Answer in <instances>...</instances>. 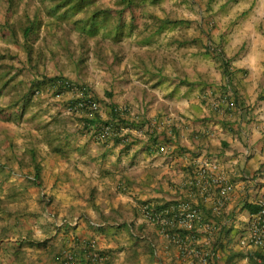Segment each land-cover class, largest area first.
<instances>
[{"label": "crops", "instance_id": "crops-1", "mask_svg": "<svg viewBox=\"0 0 264 264\" xmlns=\"http://www.w3.org/2000/svg\"><path fill=\"white\" fill-rule=\"evenodd\" d=\"M201 10L192 16L159 18L172 21L160 31L158 22L151 30L138 22L121 39L128 40L124 51L108 48L94 54L91 49L90 82L82 76L80 63L67 56L75 72L55 64L40 77L31 72L28 77L21 75L27 64H0V264H54L61 250L80 249L84 239L95 240L106 254L105 264H126L117 257L113 240L105 241L114 229L89 224L93 216H108L103 201L113 203L83 192L89 170L97 176L95 185L108 179L104 174L117 173L126 184L137 181L148 190L129 191L123 198L175 202L189 198L183 183L205 157L216 158L219 172L233 186L220 216L213 214L216 191L206 198H189L216 226V264H248L250 253L264 254L261 248L241 244L264 187L259 131L264 117V0H209ZM58 76L90 89L101 104V120L119 128L143 126L144 135L129 133L132 139L126 147L85 134L79 117L63 111L69 92L55 87L61 95L54 97ZM211 97L224 98L219 109H211ZM110 105L133 125L110 119ZM159 146L166 151L160 152ZM69 158L75 168L67 166ZM136 166L146 169V175L130 182ZM36 171L38 179L27 177ZM66 217H78L77 225H56ZM169 258H176L173 248Z\"/></svg>", "mask_w": 264, "mask_h": 264}, {"label": "built area", "instance_id": "built-area-1", "mask_svg": "<svg viewBox=\"0 0 264 264\" xmlns=\"http://www.w3.org/2000/svg\"><path fill=\"white\" fill-rule=\"evenodd\" d=\"M54 97L59 98L60 89L64 88L69 92V98L64 105L63 111L67 115H76L82 117L84 108L91 112H100L101 104L90 96L82 94L73 82L68 78H60L53 83ZM35 90V93H38ZM219 98V97H218ZM211 97L209 105L211 109L217 110L224 98ZM259 131L262 134V146L264 147V117ZM83 125L82 122L79 123ZM115 124H102L99 130L91 128L85 134L93 136L96 140L102 141L104 138L116 135L119 136V144L125 145L131 141L128 135H144L143 126L134 128H117ZM148 126V125H147ZM158 150L164 152L165 146H159ZM16 176L23 177L24 174L16 172ZM30 179L34 176L27 175ZM183 186L188 188L189 198L199 194L202 198L210 196L213 191L217 192V198L213 205L214 216H220L223 211L224 202L232 190L233 186L229 180L219 172V163L216 158L205 157L201 159L194 168V173L186 178ZM124 188L121 183L117 188ZM179 199L175 202L156 203L152 201H141L138 206V212L142 218L153 228L155 234L159 237V243L151 240L144 234H138L139 238H147L152 253L155 256V264H216L218 258L217 244L214 238L216 226L214 222L208 219L198 202L190 199ZM257 210L250 215L247 220V234L242 238L241 244L251 245L264 250V187L256 203ZM51 215V212L50 214ZM78 217L72 219L60 218L57 226L68 225L76 226ZM92 228L100 229L107 226H118V222H108L105 220H89ZM225 224V222H224ZM80 249L65 248L59 252L54 264H80V255L84 256V264H94L104 262L106 254L98 248L95 240L84 239L79 242ZM176 251V258L173 261L168 259L170 249Z\"/></svg>", "mask_w": 264, "mask_h": 264}, {"label": "rangeland", "instance_id": "rangeland-1", "mask_svg": "<svg viewBox=\"0 0 264 264\" xmlns=\"http://www.w3.org/2000/svg\"><path fill=\"white\" fill-rule=\"evenodd\" d=\"M44 1L46 3L48 2V0H20L16 11L9 19V22L15 26L19 42L22 43L23 36L21 31H19L20 26L18 27V24L16 25V22H22V20H24V12H28L30 15H32L34 9L38 6L39 11L42 15L41 20L42 22H44V24L39 30L38 37L32 39L29 38V41H32L30 42L32 43V61L27 60V53L21 45L5 39L1 36L2 33H0V64L5 67L11 66L16 68L20 65H22V67H25V64H27L25 71L21 72L22 76L26 75L29 77L32 73V75L36 74L37 77H40V74H43L44 71L48 73V70L51 69L50 66H54L55 64H58L61 67L65 65V67H69L72 70V66L66 58V54L64 53V47L63 45H61L64 44L63 40L60 39V42L56 43L55 38H53L52 36L53 33L60 35L59 26H55L52 28L46 26L48 25V22H54V18L46 11L47 8L44 5ZM112 1L113 0H98V2L103 6L111 4ZM205 1L209 0H142L135 8V14L137 15L138 20L137 25L139 22V24L141 23L143 25L145 30H151V27H153L158 22L157 20H159V18L168 16L169 18L173 19L178 17H186L189 15H196L197 13H199V11H201L200 13H202L203 11L201 9L203 8V3ZM3 13L4 5L0 1V24H2L4 21ZM126 20H128V17L126 18ZM54 24L57 25V22H55ZM60 24L62 26H66L64 23ZM183 27L188 28L189 26L183 25ZM71 39L73 41L71 46L74 47L75 45H77V37L74 32L71 33ZM124 40H120L118 42L113 41L110 38H106L102 41V44L98 50L106 52L108 48H115L118 51V49L121 47L122 49L120 50L124 51L123 49L126 48L128 44V40ZM91 41L92 40H89V44L92 46ZM88 55L85 58V61L79 64V67L81 66L80 71H83L82 76L86 79V82H90L89 79L87 80V78H91L92 74L94 73V71L91 70L93 63L90 59V56ZM70 80L73 79L70 78ZM30 83L34 84L32 81H28V84ZM75 83L78 84V81H75ZM49 91H46V93L50 94ZM67 161L68 167L72 165L73 160L69 158L67 159ZM133 162L136 164L135 161ZM133 162L130 163V165H132ZM137 166L133 167L131 169V172L129 173V178L131 179L128 180L130 182L134 181L135 178L137 180L141 175H146V169L138 170ZM73 168L75 167L73 166ZM73 171L75 170L73 169ZM92 172L93 170H89L90 177L85 176L86 179L84 181L88 180V182L82 186L83 192H86V194L88 193L89 195L92 194L93 197L99 196L103 199H108V202H110V200L112 199L113 203L111 202L108 204L107 202H102L101 206L103 207V210H107L108 213V216L106 218L93 216L90 219L107 220L108 222L119 223L118 226H111L114 230L110 235L106 236L105 241L109 243L111 240H113V243L116 244L115 252L118 255L117 257L119 258L122 256L123 259L125 258L126 264H139L140 259H143L145 261L144 264H154L156 262V259L152 253V248L148 239H141L137 236L138 234H144L157 243H159L160 241L159 237L155 235V232L151 225L142 218L137 209V206L141 201L147 200L153 202L154 200L151 197L143 198L139 197L138 195H135L136 198L135 196H133L132 199L123 198L124 196H126L125 193H128L129 191H148L145 188L146 186L138 185L137 181L135 182V184H126L125 182H123L121 177L119 178L115 176L117 173H114V176L112 177L108 176L107 173H103V177L106 176L108 179L96 181L95 185L94 181L97 176L91 175ZM119 183H121L124 188H117ZM130 196L132 195L130 194L129 197ZM68 218L69 217H66L65 219ZM113 235H115L117 238ZM120 261L121 260H118V262Z\"/></svg>", "mask_w": 264, "mask_h": 264}, {"label": "trees", "instance_id": "trees-1", "mask_svg": "<svg viewBox=\"0 0 264 264\" xmlns=\"http://www.w3.org/2000/svg\"><path fill=\"white\" fill-rule=\"evenodd\" d=\"M4 5V21L0 24V33L2 37L9 41L16 42L24 48L27 53V59H32V41L29 38L38 37L39 30L44 24L41 20V13L38 6L34 9L32 15L28 12H24V20L17 21L19 31L23 36V42L20 43L17 36L15 26L9 22L10 17L16 11L20 0H0ZM142 0H113L109 5H101L98 0H48L44 5L47 8L46 11L53 16L54 22H48L46 26L50 28L59 26L60 35L52 34L55 38V42L59 43L60 39L63 40V50L69 59L76 60V63H82L87 57V53L92 50L94 54L99 49L102 41L106 38H110L113 41H120L123 36H128L132 33L137 26V15L135 14V8ZM154 1V0H151ZM128 17V20L126 18ZM159 25L157 31L165 28L167 23L172 22L169 18H163L157 20ZM57 22V25L54 23ZM10 23V24H9ZM60 23H64L66 26H62ZM74 32L77 37V45L71 46L73 43L71 39V33ZM89 40H92V46L89 44ZM77 46V47H76ZM77 51V52H76ZM224 72L228 73L227 65L224 63ZM66 78V77H65ZM55 80L60 79V76L54 77ZM72 82V81H70ZM85 96H90L97 102L99 101L95 96L90 93V89L85 86L74 84ZM109 95V94H108ZM84 115L79 117V121L83 123L80 128L82 131L88 132L91 128L96 131L102 124L112 123L113 121H103L100 119V112H91L84 108ZM110 119L119 120L123 125H133L123 119V116L119 113V110L114 106H109ZM136 126L135 124L133 125ZM115 130L119 125H114ZM109 136L104 140L112 139L114 142L119 143V136ZM93 137V136H92ZM94 138V137H93ZM126 145L123 146H128ZM34 178L38 179V171L35 172ZM93 198L92 194L89 195ZM93 203V202H92ZM257 209L254 210V212ZM107 221V220H105ZM248 264H264V254L260 251H254L247 256ZM94 264H105L104 262Z\"/></svg>", "mask_w": 264, "mask_h": 264}]
</instances>
